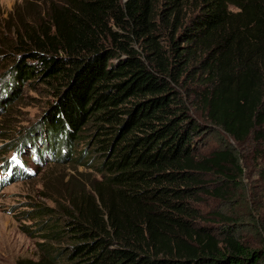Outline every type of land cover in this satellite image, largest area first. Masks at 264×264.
<instances>
[{"label": "trees", "instance_id": "trees-1", "mask_svg": "<svg viewBox=\"0 0 264 264\" xmlns=\"http://www.w3.org/2000/svg\"><path fill=\"white\" fill-rule=\"evenodd\" d=\"M47 17L19 36L0 109L20 83L46 86L51 101L15 149L100 178L44 225L66 246L40 243L38 260L15 264H264V240L214 232L193 206L204 175L241 172L227 149L198 153L197 138L218 127L264 143V0H63Z\"/></svg>", "mask_w": 264, "mask_h": 264}, {"label": "rangeland", "instance_id": "rangeland-1", "mask_svg": "<svg viewBox=\"0 0 264 264\" xmlns=\"http://www.w3.org/2000/svg\"><path fill=\"white\" fill-rule=\"evenodd\" d=\"M62 2L0 0V94L5 91L13 60L19 56V36L38 31L40 24L48 21L51 6ZM20 40L23 42V37ZM20 85L17 96L0 109V264H15L20 258L38 260L42 256L40 243L66 246L64 242L48 240L44 225L56 226L71 192H87L91 182L100 178L86 164L48 163L47 159L39 160L26 146L15 149L52 98L49 89L36 81ZM190 113L207 124L199 111L191 108ZM73 149V156L81 154L80 160L85 163L88 153L84 151L90 150L89 145L82 141ZM223 149L236 154L241 172L233 180H221L212 174L202 177L203 186L193 201L198 222L214 232L228 226L258 247L264 240V143L252 137L237 142L218 127L209 128L197 138V150L202 155ZM203 188L214 194L204 193ZM39 208L45 214L36 215ZM218 214L231 221L226 224V219L218 218Z\"/></svg>", "mask_w": 264, "mask_h": 264}]
</instances>
